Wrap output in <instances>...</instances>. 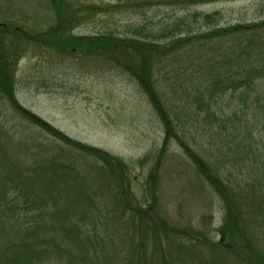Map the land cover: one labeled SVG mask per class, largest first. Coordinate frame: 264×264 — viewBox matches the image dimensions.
<instances>
[{
  "label": "trees",
  "instance_id": "trees-1",
  "mask_svg": "<svg viewBox=\"0 0 264 264\" xmlns=\"http://www.w3.org/2000/svg\"><path fill=\"white\" fill-rule=\"evenodd\" d=\"M49 1L57 16L55 25L42 30L30 26L28 31L22 33L14 18L7 23H0V94L7 101L12 114L19 119L7 128V122L0 115V165L5 158L7 161V178L0 187L6 186L7 193L18 192L22 202L26 199L23 191L35 195L31 200V208L37 211L36 225L25 230L28 231L25 235L31 237L33 232H38V245L45 243L48 247L44 255L57 256L58 261H65L69 257L76 263L89 264L92 258L87 254L90 237L102 238L103 246L108 241L114 242L113 237H116L114 249L108 251L114 256L113 264L175 262L170 247L172 244L168 241L169 223L161 222L159 228H154V218L150 214L136 211L134 215L138 220L151 221L146 228L139 221L135 224L131 218L122 215L134 208L131 203L130 179L126 174L128 169L123 162L102 149L68 136L18 102L13 76L17 49L12 47L5 54V43L12 46L54 48L65 54L79 50L84 55L101 56L112 67L123 69L138 84L161 122L164 135L159 152L164 154L170 142L174 141L184 151L190 165L195 166L197 175L213 188L221 202L223 213L216 228L218 234L215 241L200 230L176 226V233L192 246L184 251L173 248L179 260L190 264H219L220 258H227L234 264H264V141L259 149L246 119L237 116L218 119L219 125L232 120V124L223 132L228 137L231 133L235 134L234 138L238 137L235 141L236 150H245L237 159L251 166L247 175L239 180L223 177L221 171L187 141L188 134L182 131V128L187 131L185 126L174 121L172 109L168 106L170 101L166 102V96L161 92L164 79L160 76L162 69H158L159 64L160 67L166 65L169 57H184L183 53L190 49L191 56L196 55L200 62L195 60L198 75L194 76L200 79L199 85L194 80L192 84L197 86V92L202 90L201 93H206L202 97H221L238 91L240 94L243 89L254 88L255 82L264 85V3L260 2L255 8V14L261 15L258 18L220 27L219 23L224 19V13L220 10L210 13L193 11L173 19L152 18L146 11L149 8L157 9L164 1L188 8L224 0H126L127 3L121 8L132 11L138 21L122 22L117 31L105 30L98 35L84 36L74 35L68 28L73 22V15L79 13L83 6L78 9L73 7L65 24L67 9L62 5L64 0ZM216 40L228 42H221L222 52L211 56L208 46ZM227 53L231 55L226 56ZM213 104L221 109L215 102ZM18 121L26 125L29 142L25 143L24 135L20 139L23 126ZM38 129L50 136L52 142L57 141L59 145L63 143L65 158L72 151L93 158L98 166L104 168L105 177L100 171L92 178L76 162L65 163L64 159L54 155L46 158L21 157L23 148L38 145L35 140L42 136L38 134ZM14 138L15 143L12 142ZM247 138L251 140L248 144L245 143ZM20 157L23 161L28 159L30 166L23 165ZM37 162L38 168H35ZM102 179H105V184L101 183ZM150 181H153V176L148 175L147 183L154 184ZM120 182L121 186H118ZM37 183L38 193L35 189ZM114 183L117 185L109 186ZM120 193L125 199L121 204H116ZM85 205L87 212H94L88 220L80 217ZM8 207L16 213L19 211H16L13 200L6 199L4 192L0 191V208ZM115 214L125 228L131 230V226L134 227L132 232L136 238L125 229L112 231L116 222L112 223L111 216ZM3 219L8 218L0 215V220ZM78 236L85 240L72 248V242ZM182 252L189 256L180 255ZM40 255L38 251V257Z\"/></svg>",
  "mask_w": 264,
  "mask_h": 264
},
{
  "label": "rangeland",
  "instance_id": "rangeland-1",
  "mask_svg": "<svg viewBox=\"0 0 264 264\" xmlns=\"http://www.w3.org/2000/svg\"><path fill=\"white\" fill-rule=\"evenodd\" d=\"M260 2L264 3V0H224L185 8L164 1L157 9H147L146 14L152 18L157 16L173 19L193 11L210 13L220 10L224 13V19L219 23L221 27L258 18L261 15L255 14V8ZM126 3V0H64L62 5L67 9L65 24L70 10L83 6L79 13L73 15V22L68 25L72 34L91 36L105 30L117 31L122 22L138 21L132 11L121 8ZM13 18L18 21L17 25L22 33L28 31L30 26L42 30L57 23L55 9L49 0H0V23H7ZM214 42L208 46L211 56L221 53V42L228 41ZM4 45L5 54L12 47L17 49L13 76L20 104L68 136L88 146L102 149L123 162L128 169L126 174L130 179L131 203L134 208L122 215L131 218L135 224L139 221L146 228L151 221L138 220L134 215L136 211L143 212L144 215L150 214L154 218V228H159L161 222L169 223L168 241L172 244L170 247L174 264L190 262L180 261L173 248L180 251L192 248L189 241L186 242L176 233V226L200 230L215 241L218 234L216 228L223 213L218 196L197 175L195 166L190 165V160L174 141L170 142L164 154L159 152L164 135L161 122L138 84L123 69L112 67L101 56L84 55L79 50L65 54L42 46ZM213 50L216 52L213 53ZM183 54L184 57L174 56V59L171 56L166 65L158 66V69H162L160 76L164 79L161 92L165 94L166 102L170 101L168 106L172 109V117L187 129L184 131L182 128L188 134L189 138L185 136L187 141L214 164L223 177L237 180L244 178L251 166H246L249 164L237 158L245 149L236 150L235 141L238 137L234 138V133L228 137L223 132L232 124V120L219 125L218 119L237 116L248 120V128L253 131L256 144L261 149L264 141V85L255 82L254 88L243 89L240 94L238 91L221 97H202L206 93H201L202 90L197 92V86L192 84L194 80L199 85L200 79L194 76L198 73L195 60L200 62L196 55L191 56L190 49ZM209 103L211 107L208 106ZM0 112L2 119L7 122V128L19 120L12 114L1 94ZM20 123L18 125L22 124L23 128L19 126V137L22 139L24 135L25 143L29 142L26 125L24 122ZM38 134L42 135L35 140L38 145L28 146L29 150L23 148L21 157L46 158L54 155L64 159L65 163L76 162L92 178L100 171L103 173L104 168L98 166L93 158L73 151L65 158L63 143L59 145L57 141L52 142V138L39 129ZM12 142L15 143L16 139H12ZM250 142L249 138L245 140L246 144ZM10 154L13 155L14 152ZM27 161L28 159L22 160L23 165L29 167ZM6 164L5 158L0 165V184H5L7 178ZM35 168H38V162ZM103 174L104 178L105 172ZM148 175L153 176V181L150 182L154 184L147 183ZM104 180H101L102 184H105ZM114 185L117 184L109 186ZM118 186H121V182ZM5 187H0V191L4 192L6 199L13 200L16 211L19 209L17 213L20 214L11 207L0 208V215L8 218L0 220V264H80L69 257L65 261H58L57 256L44 255L48 247L45 243L38 245V232H33L31 237L25 235L28 232L25 230L36 225L37 211L36 208H31V200L35 195L30 191H23L26 199L22 202L18 192L7 193ZM35 189L38 193V183L35 184ZM124 199L120 193L116 204H121ZM86 205L80 213L83 220H88L94 214L85 210ZM151 206L153 209L150 210ZM118 219L117 214L111 216L112 223L116 222L112 231L125 229L136 238L132 232L134 227L131 226V230L125 228L121 219ZM84 240V237L78 236L72 242V248ZM90 240L91 243L87 246V254L92 257L89 264H113L114 256L108 251L114 249L116 237H113L114 242L108 241L105 246L102 238L90 237ZM38 251L41 252L39 257ZM184 254L189 256L186 252L180 253ZM190 260L193 261V258L190 257ZM219 264L234 262L220 258Z\"/></svg>",
  "mask_w": 264,
  "mask_h": 264
}]
</instances>
